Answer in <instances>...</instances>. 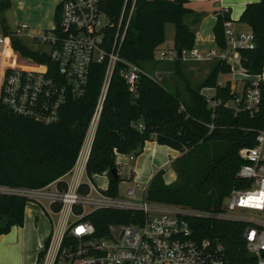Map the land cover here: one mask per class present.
<instances>
[{"label": "trees", "instance_id": "16d2710c", "mask_svg": "<svg viewBox=\"0 0 264 264\" xmlns=\"http://www.w3.org/2000/svg\"><path fill=\"white\" fill-rule=\"evenodd\" d=\"M126 0H102L101 9L112 23L117 24ZM189 0H127L124 22L134 4V11L124 36L121 56L147 70L155 59L157 48L166 40V24L175 25L174 47L192 50L195 31L186 22L201 18L187 6ZM10 0H2L8 7ZM60 5L55 20L59 23ZM214 26L216 46H225L224 23L229 13L216 11ZM240 20L251 26L256 36L254 49L241 50V64L250 74H261L264 69V0L247 4ZM6 33L10 30L5 28ZM117 26L106 29L105 39L115 38ZM14 46L28 57L45 61L46 57L30 50L19 39H12ZM184 59L172 63L176 73L185 81L186 94L174 85L156 80L152 75H142L137 91L132 93L121 75L123 64H118L112 75L98 127L87 162V174L109 171L107 194L119 195V180L111 175L117 168V153H142L147 141H156L180 152L173 162L178 180L166 184L164 170H159L147 188L149 201L183 204L196 208L220 206L233 188L242 186L237 173L244 162L239 152L253 146L259 130L264 129V82H261V102L253 113L247 108L238 109L225 104L212 106L204 94L205 88L215 89V99L233 100L236 92L230 78L220 84L221 74H230L231 67L224 61H215L213 68L199 88L192 87L184 78L180 66ZM105 64L92 66L89 85L84 97L70 100L60 119L52 124L14 114L0 103V186L44 188L52 183L60 190L68 188L65 175L74 167L84 144L88 126L102 89ZM143 124V128L139 124ZM86 183L79 191L87 192ZM25 197L0 192V235L14 225H23ZM54 204V210L60 209ZM80 211V208H76ZM141 217L136 211L98 209L83 218L93 223L95 236L109 234L112 224L128 225ZM198 237L220 239L226 247L227 264H256L246 260V244L242 237V222L193 219ZM49 239L46 244L48 245ZM76 240L65 234L63 246ZM43 255V252L40 254Z\"/></svg>", "mask_w": 264, "mask_h": 264}, {"label": "built area", "instance_id": "2783aa9c", "mask_svg": "<svg viewBox=\"0 0 264 264\" xmlns=\"http://www.w3.org/2000/svg\"><path fill=\"white\" fill-rule=\"evenodd\" d=\"M102 0H62L59 23L50 29L32 31L30 24L23 23L16 29L0 35L1 41L28 37L42 49L35 50L46 57L37 60L32 67L4 66L0 70V103L14 114L44 124L57 122L65 105L72 99L85 96L92 66L105 64V75L98 103L90 120L84 144L74 167L66 174V190L56 185L44 188L0 186V192L25 197L48 207L52 220V233L48 245H42L34 264H227L225 244L218 238L198 237L193 219L235 221L244 223L242 237L247 253L255 254L256 264H264V129L258 131L255 144L240 149L243 163L237 173L242 186L232 189L220 206L196 208L183 204H168L149 201L147 184L137 180L126 189V196H112L91 182L87 174V162L91 142L95 137L108 87L118 64H123L121 75L132 93L137 91V82L142 75H149L145 68L121 56L120 49L134 11L130 10L126 23L125 8L114 24L101 9ZM221 12L228 13L222 6ZM117 26L115 38L105 39L106 29ZM225 46L201 55L196 48L182 50L184 59L224 61L231 67V82L245 84L242 94L236 92L233 100L223 102L215 94H204L212 106L225 104L236 109L247 108L253 113L261 102L262 82L260 74L252 75L243 66L236 69L232 60L241 61L242 49H254L256 36L253 30L236 32L230 20L225 21ZM159 61H174L178 58L175 47L157 48ZM2 55V54H0ZM11 55V54H10ZM34 61L32 57H27ZM223 85L224 82L220 81ZM143 128V124H139ZM130 160L135 159L131 153ZM65 175V176H66ZM110 177L109 171L100 173ZM88 179H85V178ZM86 183L87 192L79 191ZM108 188V187H107ZM140 193V196L138 192ZM60 204L59 210L53 205ZM80 208V211H76ZM125 210L141 213L128 225L112 224L109 234L95 236L92 222L85 215L98 210ZM75 238L74 243L63 246L65 234ZM43 252V255L40 254Z\"/></svg>", "mask_w": 264, "mask_h": 264}, {"label": "crops", "instance_id": "0c3cea01", "mask_svg": "<svg viewBox=\"0 0 264 264\" xmlns=\"http://www.w3.org/2000/svg\"><path fill=\"white\" fill-rule=\"evenodd\" d=\"M258 1L260 0H189L187 6L201 15L197 24L193 23L192 17L186 18V22L196 34L194 48L201 55L217 48L213 31L217 20L216 11L221 10L222 6L228 8L230 21L236 32L251 31V26L242 22L240 18L247 4ZM18 2L26 11L25 23L33 26L32 31L36 32L39 28H47L50 23L54 22L58 6L56 0H30V2L29 0H18ZM169 25L170 23L166 24V32ZM174 38L175 33L173 35ZM165 42L159 48H171V46H164ZM187 60L191 61L190 64L209 62L197 59ZM232 62L236 69L242 67L241 61L232 60ZM260 77L262 82H264V69ZM228 78H231V75ZM225 80L220 79L222 82ZM239 83L232 82V87L238 89ZM244 86L245 84L243 83V88ZM214 94L213 91V94L209 96ZM90 142L92 146L93 140H90ZM130 154L117 153L116 156L128 157ZM179 156L180 152L172 147L159 144L156 141H147L142 153L138 156L136 155L133 160L134 165L131 169L130 179L133 183L137 180L142 182V184L149 185L154 175L159 170H164L165 182L170 184L176 179L172 161ZM67 177L66 175L65 178ZM55 185L52 184L50 187L54 188ZM52 229V220L49 216L48 207L42 206L35 201H28L25 208L24 224L21 226L14 225L9 232L0 235V264H34L38 259L42 245L47 242L52 233Z\"/></svg>", "mask_w": 264, "mask_h": 264}, {"label": "rangeland", "instance_id": "374dc122", "mask_svg": "<svg viewBox=\"0 0 264 264\" xmlns=\"http://www.w3.org/2000/svg\"><path fill=\"white\" fill-rule=\"evenodd\" d=\"M61 1L62 0H56L57 5H59ZM25 15H26V11L20 6L18 0H10V5L5 8L2 7V0H0V35H5L6 27H8V29L11 31L16 29L19 25L25 23L26 22ZM103 23L108 24L109 18L103 17ZM55 25H56V20L54 19V22L50 23L47 26V28H39V30H36V33L43 29H49ZM32 27L33 26H31V28ZM174 33H175V26L174 24L170 23L166 32V40H165L166 42L164 46H171V47L174 46V39H173ZM19 40H21L25 45H27L30 50L42 49V46L36 44L32 39L28 37H21L19 38ZM0 54H2L0 55V70H2L4 66H8V65H20L23 67H32L38 64L35 58H33L34 61H29L27 59L28 56L24 54L20 49L14 46L13 41L5 42V41H1L0 39ZM155 55L156 57H158V52H155ZM156 57L154 61L150 65H148L147 72L150 75H152L156 80L164 81L168 85H172V86L176 85L179 88V90L183 92V94H186L185 81L176 73L177 70L176 67L170 62L159 61L158 59H156ZM190 63H191L190 60L184 59L179 69H181L184 78H187L189 80L192 87L199 88L204 78L209 74V72L213 68L215 61H209L207 63H200V64H194V63L190 64ZM228 77L229 75H225V74L220 75V79L225 80ZM242 91H243V83L240 82L237 92L239 95H241ZM205 94L212 95L213 90L206 91ZM181 155L182 152H180V156ZM115 162L117 164L118 173L121 179L118 185L119 195L126 196V189L134 184L130 179L131 169L134 165V161L130 160L129 156L128 157L116 156ZM173 162L174 160L172 161V166H173ZM85 179L88 178L86 177ZM89 179L91 180L92 183H94L97 187L101 189H106L109 185V178L103 177L100 174H93L91 177H89ZM177 180H178V175L176 173V179L170 184H174L175 182H177ZM140 183L142 184V182ZM51 189H53V187H51ZM140 193L141 192L139 191L138 192L139 196Z\"/></svg>", "mask_w": 264, "mask_h": 264}, {"label": "water", "instance_id": "95a60500", "mask_svg": "<svg viewBox=\"0 0 264 264\" xmlns=\"http://www.w3.org/2000/svg\"><path fill=\"white\" fill-rule=\"evenodd\" d=\"M178 58L179 59H184L183 56H182V48H178ZM111 175L112 177L115 179V180H119V173H118V169L117 168H114L111 170ZM255 258V254L252 253V252H248L246 254V260L250 261L252 259Z\"/></svg>", "mask_w": 264, "mask_h": 264}]
</instances>
